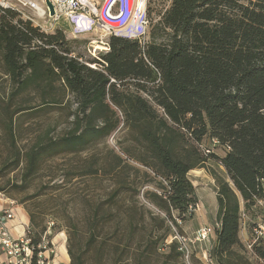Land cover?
Masks as SVG:
<instances>
[{
  "label": "trees",
  "instance_id": "obj_1",
  "mask_svg": "<svg viewBox=\"0 0 264 264\" xmlns=\"http://www.w3.org/2000/svg\"><path fill=\"white\" fill-rule=\"evenodd\" d=\"M77 42L61 29L42 31L14 9L0 10V79L8 82L0 88V101L6 104L0 109V126L10 143L3 171L25 162L26 181L45 160L82 152L123 124L138 149L116 156L112 172L120 183L118 169L130 166L126 157L150 169L157 191L147 193V203L158 213L149 212L154 229L147 231L144 214L136 217L137 205L123 212V251L144 246L137 256L149 262L165 246L167 261L184 264L178 243L168 241L173 227L179 229V221L192 217L190 209L199 204L190 172L213 161L228 181L215 175L219 226L210 257L215 264H264V232L253 236L261 225L252 229L248 243L240 237L243 210L264 202V0H173L153 25L146 46L113 36L109 51L99 58L85 60ZM130 80L153 87L136 88ZM32 94L47 107L70 103V128L57 138H38L22 153L17 117L30 108L14 104ZM207 138L226 147V154L205 153L201 146ZM100 171L90 167L86 175ZM123 190L120 184L104 205L116 204ZM99 212L88 231V247L98 241L94 228L100 220L110 224L119 215L116 210ZM43 235L30 224L35 244ZM67 252L71 264H86L85 248L70 246ZM97 257L108 261L106 253ZM122 261L114 256L111 264Z\"/></svg>",
  "mask_w": 264,
  "mask_h": 264
},
{
  "label": "rangeland",
  "instance_id": "obj_2",
  "mask_svg": "<svg viewBox=\"0 0 264 264\" xmlns=\"http://www.w3.org/2000/svg\"><path fill=\"white\" fill-rule=\"evenodd\" d=\"M10 1L20 9L22 18H34L36 22L32 21V23L40 27L42 31L49 34L54 33L57 29H61L65 33L68 32L62 24L63 20L57 26L50 27L53 22L51 19L39 17L35 10L22 5L17 0ZM32 1L36 2V0ZM66 35L69 40L78 41L75 47L84 55L85 60L87 58H99L109 51L107 49L103 50V48L106 47L105 45H109L110 38H103L104 43L100 44L94 42L98 38L90 35L78 39L70 37L67 33ZM128 82L136 88L153 87V84L132 80ZM7 85L8 82L0 79V88ZM16 105L30 108L17 117L18 147L22 153L30 149L38 138L39 140L45 137L46 139L57 138L65 135L68 128H70V103L63 104L60 107H47L42 104L40 97H35L32 94V96H24L18 100L14 106L17 107ZM4 106L6 104L0 101V109ZM63 108L66 109L63 110ZM118 116L121 117V114L118 113ZM9 145V140L0 126V188L4 189L0 192V208L10 206L8 204L11 203L14 204L16 216L21 215L28 220L35 234H44L48 227L54 223L55 227L51 230V240H54L58 235H62L67 250L70 246L74 249L79 246L85 248L86 264H111L114 256L123 260L121 264H178L173 259L167 261L170 250L165 246H160L158 252L152 254V259L149 262H141L137 256V254H141L144 246L133 245L130 253L126 250L123 251V247L126 245L121 228L124 225L121 222L123 212L137 205L139 211L136 217L140 218V215L144 214L147 231L154 229V222L149 219V212L152 211L154 216L158 214L156 208L147 203V193L157 191L155 189L156 181L153 180L155 174L150 169L126 157L130 166L118 169L120 183L116 178V174L112 172L111 168L116 164V156L124 157V151L128 148L138 149L137 144L130 141L123 124L106 139L98 141L82 152L66 153L45 160L39 172L26 181L23 180L25 162L14 171H3L4 163L10 154ZM201 149L205 153L210 150L219 156H224L227 152L226 147L208 138L203 142ZM90 167H95L101 171L99 174L86 175V170ZM215 175L228 181L224 169L213 161H209L205 168H198L190 172L189 178L197 190L199 210L194 212L192 217L188 216L185 221H179L178 230L181 233L178 232L180 234L193 238L201 227H216L218 202ZM120 184L126 190H123L116 204L105 206L106 200ZM165 184L167 185V183ZM98 208H100L99 216H102L103 210L106 209L116 210L119 215H116L115 220L112 219L110 224H105L104 220H100L97 226H94L98 241L88 247V231L93 227L94 213ZM173 214L175 217L178 216L177 211H173ZM242 216L241 237L243 239L247 237L246 243H248L252 235V229L258 224L261 225V229L255 230L253 236H259L260 231L264 232V202H258L257 206L249 212L243 210ZM116 234L118 236L115 238ZM135 237H139V235L136 233ZM214 237L215 234L211 236V245ZM204 249L205 246H197L200 256ZM98 252H101L102 255L106 253L108 261L105 258L104 262L99 259L97 257ZM56 256L57 253L54 261ZM130 257L132 259H128ZM54 261L50 264H54Z\"/></svg>",
  "mask_w": 264,
  "mask_h": 264
},
{
  "label": "built area",
  "instance_id": "obj_3",
  "mask_svg": "<svg viewBox=\"0 0 264 264\" xmlns=\"http://www.w3.org/2000/svg\"><path fill=\"white\" fill-rule=\"evenodd\" d=\"M17 1L35 10L39 17L51 19L53 22L50 27L57 26L62 20L67 21L71 28L68 35L74 39L90 35L98 38L94 42L102 44L103 38L116 36L138 41L143 47L149 42L153 25L163 19L173 3V0H49L54 8L52 16L46 0ZM37 3L42 5L41 9H38ZM3 9L20 12L10 0H0V10ZM27 19L36 22L34 18ZM105 46L104 49L109 50V45ZM8 205L0 208V264H50L54 261L57 253L51 240L54 223L48 227L38 244L29 236L30 224L25 226L22 236L14 237L9 225L16 218V209L14 204ZM197 210L199 204L190 209L191 212ZM173 232L168 244L173 241L178 243L184 264H215L210 257V240L215 228L201 227L193 238L180 234L175 227ZM198 245L205 246L201 256ZM248 249L251 252L252 246L248 245ZM253 259L258 261L255 256Z\"/></svg>",
  "mask_w": 264,
  "mask_h": 264
},
{
  "label": "crops",
  "instance_id": "obj_4",
  "mask_svg": "<svg viewBox=\"0 0 264 264\" xmlns=\"http://www.w3.org/2000/svg\"><path fill=\"white\" fill-rule=\"evenodd\" d=\"M62 24L64 25V27L68 31V32H66L68 34L70 32V29H71L70 25L65 20H63ZM27 224H29L28 220H26L21 215H17L15 220L12 221L9 225L12 235L14 237L22 236L25 232V226ZM240 237H241V235H240ZM241 239L244 243L247 242V237H246V239H243L241 237ZM54 240H53V242L57 246V256H56V259L54 261V264H70V258H69L68 252H67V245H66L64 238L62 237V235H58Z\"/></svg>",
  "mask_w": 264,
  "mask_h": 264
},
{
  "label": "water",
  "instance_id": "obj_5",
  "mask_svg": "<svg viewBox=\"0 0 264 264\" xmlns=\"http://www.w3.org/2000/svg\"><path fill=\"white\" fill-rule=\"evenodd\" d=\"M46 4L49 7V9L51 10V14L54 15V8L53 5L50 3L49 0H46Z\"/></svg>",
  "mask_w": 264,
  "mask_h": 264
},
{
  "label": "bare ground",
  "instance_id": "obj_6",
  "mask_svg": "<svg viewBox=\"0 0 264 264\" xmlns=\"http://www.w3.org/2000/svg\"><path fill=\"white\" fill-rule=\"evenodd\" d=\"M26 1H31V0H26ZM37 7H38V9H41L42 8L41 4H38V3H37ZM104 48H103V50H104Z\"/></svg>",
  "mask_w": 264,
  "mask_h": 264
}]
</instances>
